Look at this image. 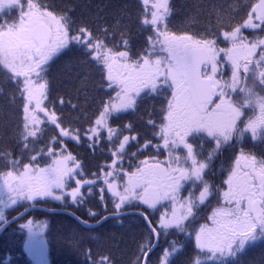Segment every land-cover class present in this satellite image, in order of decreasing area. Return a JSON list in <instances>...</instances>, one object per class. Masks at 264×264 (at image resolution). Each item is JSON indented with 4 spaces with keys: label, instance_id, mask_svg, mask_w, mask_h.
<instances>
[{
    "label": "snow or ice",
    "instance_id": "obj_1",
    "mask_svg": "<svg viewBox=\"0 0 264 264\" xmlns=\"http://www.w3.org/2000/svg\"><path fill=\"white\" fill-rule=\"evenodd\" d=\"M140 3L139 25L142 31L150 29V34L146 47L133 56L123 32L120 40L109 46L107 39L114 34L107 27L94 34L86 24L77 25L69 15L71 9H57L51 0H0V71L14 86L13 102L16 97L23 100L17 141L22 152L42 137L44 123L55 125L60 137L78 143L81 139L80 129L62 127L57 112L44 106L46 66L53 57L65 50H79L91 58L81 63L96 64L106 88L115 93L103 102L95 120L84 130L89 147L100 143L102 130L107 132L104 139L111 163L101 166L99 174L93 173L95 179L77 178L84 177L82 165L71 153L65 154L63 147L56 149V136L49 141L47 151L41 147L27 163L9 150L0 151V226L9 223L8 211L24 204L28 207L20 216L40 201L83 205L81 189L89 185L91 194V186L103 179L111 193L110 214L114 217L134 202L154 211L159 210L158 205L165 208L155 223L140 212L147 231L133 264H149L161 237L166 239L173 231L188 239L194 233V253L187 264H235L248 247L264 241V157L244 148L249 137L253 142H264V0L253 3L240 23L225 20L217 12L219 27L199 35L169 30L171 0ZM244 29L252 30V38ZM221 37L229 47H219ZM225 66L231 69L227 80L222 78ZM169 91L160 122L147 120V125L157 129L153 135L161 142L146 140L137 152L128 153L131 142L139 143L138 136L124 135L125 130L132 131V125L113 127L110 118L135 109L142 96ZM197 138L199 144L192 142ZM59 143L63 145V140ZM149 147L155 149V156L140 160L132 171L124 169L126 156L131 160ZM226 147H238L239 151L223 184L214 192L205 176ZM161 149L167 153L164 160L158 159ZM45 156L52 161L40 167L39 158ZM71 181H75L74 187H70ZM213 195L219 199L207 222L189 229L196 213ZM98 215L88 210L89 217ZM107 218L101 216L96 223ZM76 219L80 221V217ZM80 222L88 224L87 220ZM46 226V222L32 220L21 225L28 231L25 249L35 264H46L42 239ZM183 249L184 244L177 240L168 241L158 264H173ZM92 264H111V260L101 256Z\"/></svg>",
    "mask_w": 264,
    "mask_h": 264
},
{
    "label": "trees",
    "instance_id": "obj_2",
    "mask_svg": "<svg viewBox=\"0 0 264 264\" xmlns=\"http://www.w3.org/2000/svg\"><path fill=\"white\" fill-rule=\"evenodd\" d=\"M57 9H71L69 15L76 21L77 25L86 24L94 34H99L98 30L107 27L108 32L114 34L107 39L109 46L117 43L121 38V32L129 39L133 56L146 47V40L150 34V29L142 31L139 25V17L142 11L140 0H51ZM258 0H171L172 14L168 20L170 31L177 33L188 32L194 35L203 33L208 28L214 31L217 25V12L225 20L232 23H240L246 17L247 12L253 3ZM117 21L119 25L117 26ZM246 36H253L252 30L244 29ZM219 47H229L220 38ZM90 57H85L77 49L65 50L55 56L46 66V79L48 81L47 99L45 106L54 109L60 117L62 127L80 129L81 139L78 143L63 142L61 145L56 143L55 147L60 150L66 149V153H71L82 165L84 177L95 179L93 173L99 174L101 166L111 163V155L108 150L109 145L107 135L102 134L100 143L94 147H89L91 143L84 136V130L88 124L86 119L91 122L97 117V113L102 107L106 98L105 83L102 81L101 70L94 63H81ZM6 73L0 71V151L9 150L15 156H22L23 162H28V157L35 154L41 147L47 151L49 141L53 136L59 139L55 125L44 123L42 137L29 145V150L21 151L19 140V129L22 122L23 100L16 97L14 86L10 81H6ZM63 99V103H61ZM159 101L153 105L165 106L166 93ZM140 107H143L141 104ZM144 108V107H143ZM161 110V109H160ZM159 110V112H160ZM138 109L137 114L140 121V129H149L146 117L142 121L140 114L146 116L148 113H141ZM150 113V112H149ZM150 115V114H149ZM131 113L120 114L110 122L113 127L123 126L130 121ZM44 119V118H43ZM46 121V119H44ZM89 121V122H90ZM158 124V122H157ZM137 132V129L131 132ZM156 131V130H155ZM124 135H134L126 133ZM150 132L148 138L138 131L139 143H144L145 139H151ZM122 138V137H121ZM128 153L137 152L134 143L127 147ZM156 155V154H155ZM143 153H139L131 160L126 156L123 161L125 170H134L136 164L142 160ZM51 163V157L39 158V166L44 167ZM2 167V165H0ZM107 171V169H105ZM75 186V181L70 182V187ZM89 185H85L81 191L85 198L83 205L62 204L53 200L40 201L36 206L46 209H62L71 212L80 220H87L89 223L96 222L101 216L111 213L112 197L106 192L103 179H97L89 194ZM101 188L104 189L105 201L101 202ZM105 205L108 211H105ZM28 207L27 204L15 207L14 210L6 213L7 219L18 215ZM92 209L99 215L96 218L88 216V210ZM141 211L134 202L125 205L123 211ZM160 212L157 213L160 214ZM33 217L34 223H45L44 240L47 250V264H92V261L101 256H107L111 264H133L137 255L139 245L144 241L146 234L145 223L137 216H124L111 219L94 229H85L81 225L63 214H47L45 212H32L22 219L13 223L0 235V264H34L25 249L27 242L26 233L21 228V224L27 218ZM155 223V222H154ZM171 235H178L173 232ZM169 235L166 239L161 237L159 246L150 255L149 264H158L159 257L167 242L182 238ZM194 244L187 245L182 254L174 257L173 264H187V261L194 253ZM89 254L91 259H89ZM251 264H264V255L259 260Z\"/></svg>",
    "mask_w": 264,
    "mask_h": 264
},
{
    "label": "flooded vegetation",
    "instance_id": "obj_3",
    "mask_svg": "<svg viewBox=\"0 0 264 264\" xmlns=\"http://www.w3.org/2000/svg\"><path fill=\"white\" fill-rule=\"evenodd\" d=\"M230 67H225L223 69V75L222 78L227 80L231 76V69ZM167 103V100H166ZM130 121L126 124H131L132 125V130L137 129V132H130V134H134L138 136V131H140L143 135L145 134L146 137L148 138L150 132L154 133L155 128L151 127L149 129H140V121H138V117L135 114H132V117L129 116ZM158 123L160 121H157ZM149 126V125H148ZM126 131V130H125ZM126 133L129 134L128 131ZM150 140L152 144H157L160 143L161 141L155 137L154 135L151 136V139H145ZM144 141V142H145ZM138 142H139V137H138ZM196 144H199V138H197L195 141H192ZM132 143L135 144V147L138 149L139 145H143L144 143L141 142L140 144H137L136 141H133ZM207 147H211V145H207ZM207 147L205 150V154L207 151ZM244 148L245 151H251L255 153L258 157H264V142H253L251 141L250 137L246 139L244 142ZM239 151V148L237 147L235 150L232 149L231 147H226L222 153L212 162L210 170L207 172L205 179L208 180L212 185H213V190L215 192V189L223 184L224 179H226L228 175V170L230 169L233 161L235 160V156L237 152ZM143 153L142 160L155 156L156 151L154 148L149 147L148 149L140 152ZM167 157V153L161 149L160 155L158 156V159L164 160ZM203 158V157H201ZM183 195H187V192L182 193ZM218 195H213L209 201L201 206L200 210L196 213V218L195 220L191 221L189 223V229H198L200 224L206 223L207 222V217L211 213L212 208L217 206L218 202ZM138 208L141 209L142 212H144L146 215L150 216L152 220L155 222L157 221L156 218L157 216V211H154L152 209H146L144 206L139 205L137 206ZM160 208V206L158 205ZM174 232V231H173ZM174 237H179L182 238L181 242L184 244V248L187 245H192L194 244V236L192 239L186 238L185 235L178 234V235H171ZM194 246V245H193ZM184 253V251H183ZM264 255V241L257 242L254 246L248 247L244 253H242L238 260L235 262V264H251L254 261L259 260V258Z\"/></svg>",
    "mask_w": 264,
    "mask_h": 264
},
{
    "label": "rangeland",
    "instance_id": "obj_4",
    "mask_svg": "<svg viewBox=\"0 0 264 264\" xmlns=\"http://www.w3.org/2000/svg\"><path fill=\"white\" fill-rule=\"evenodd\" d=\"M247 30H249V29H247ZM250 38H252L251 36H250ZM54 58V57H53ZM222 63H224L225 65H227V62L226 61H222ZM225 67H227V66H225ZM228 67H230V66H228ZM230 70V69H229ZM164 93H162V94H160V95H152V96H142V98L139 100V102L137 103V105H136V107H135V109H130V110H128V111H126V112H122V113H118L116 116H120V114H128V113H131V114H135L136 113V111L138 110V109H140L141 111V113H148L146 116H144L143 114H140L141 115V117H142V121L145 119V117H146V120H148L149 118H151V119H153V120H155L156 122L157 121H160V119H161V114H160V112L159 111H157V108L153 105V103L155 102V101H159V102H161L160 100H161V98H162V95H163ZM110 95H115V93L111 90V89H107V88H105V93H104V96H105V98H106V100L108 99V97L110 96ZM170 95V91L169 92H167L166 93V96H169ZM45 100H44V104H45ZM143 105V107H140V105ZM165 105H166V103H165ZM45 106V105H44ZM163 106H159L158 108H162ZM133 112V113H132ZM150 112V113H149ZM99 113V112H98ZM98 113L96 114V115H98ZM150 114V115H149ZM37 115H39L40 117H41V119L42 120H44V119H46L47 120V118L44 116V113H40V112H38L37 113ZM88 117L87 118H85L86 119V122L87 123H89L88 124V126H87V128L89 127V125L92 123L91 121H90V117H91V115H87ZM115 116V117H116ZM44 118V119H43ZM114 119V117L113 118H110V120H109V123L110 122H112V120ZM45 121V120H44ZM90 121V122H89ZM138 121H139V119H138ZM86 128V129H87ZM104 132H106V131H103L102 130V133H104ZM107 133V132H106ZM58 135H59V139H58V142L60 141V140H63V142L64 141H66V142H71V141H73L72 139H70V138H66V137H60V134H59V131H58ZM89 141V140H88ZM51 161H52V158H51ZM105 189L107 190V187H106V185H105ZM111 194V193H110ZM57 202V201H56ZM142 206H144V205H142ZM145 207V206H144ZM158 211H161V212H163L164 210H165V208L164 207H161L160 206V208L158 207ZM29 220H32L33 221V217H31V218H27L25 221H23L22 222V224L21 225H23V224H26ZM34 222V221H33ZM38 224V223H37ZM20 225V226H21ZM194 229H196V228H194ZM23 230L25 231V233H26V238H27V241H28V231H27V229H24L23 228ZM44 234H45V229H44V232H43V234H42V239H43V241H44V248H45V253H44V260L46 261V264H47V256H46V254H47V250H46V244H45V240H44ZM193 236H194V233H193ZM27 243V242H26ZM28 253V252H27ZM28 256H29V254H28ZM30 257V256H29ZM30 259L31 260H33L32 259V257H30ZM33 262H34V264H35V261L33 260Z\"/></svg>",
    "mask_w": 264,
    "mask_h": 264
},
{
    "label": "water",
    "instance_id": "obj_5",
    "mask_svg": "<svg viewBox=\"0 0 264 264\" xmlns=\"http://www.w3.org/2000/svg\"><path fill=\"white\" fill-rule=\"evenodd\" d=\"M33 211L45 212V213H47V214H63V215H67V216H69L71 219H73L74 221L78 222V223L81 225V227H83V228H85V229H94V228H96V227L102 225L103 223H105V222L108 221V220L116 219V218H120V217H124V216H137V217H139V218L145 223V225H146V221H144L143 217L140 215V212H139V211H134V210H132V211H125V212H123V214L120 215L119 217H114V216H112L111 214H107V215H105V217H108V218L105 219V220H102L99 224H97L96 222H94V223H89V222H88V224L85 225V224H83V223L80 222V221H83V220L78 221V220L76 219V216H75L74 214H72L71 212H69V211L62 210V209H46V208H44V207H42V206H36L35 209H33V210H29V211H28L26 214H24L23 216H20V213L24 212V210H23L22 212H20L18 215L14 216V217H12V218H10V219H8L9 223H7L6 225L0 226V234H1L2 232H4L5 229H7L11 224H13V223L16 222L17 220L23 218L24 216H26L27 214H29V213H31V212H33ZM154 250H155V248L153 249V251H154ZM153 251H152V252H153ZM152 252H151V253H152Z\"/></svg>",
    "mask_w": 264,
    "mask_h": 264
}]
</instances>
